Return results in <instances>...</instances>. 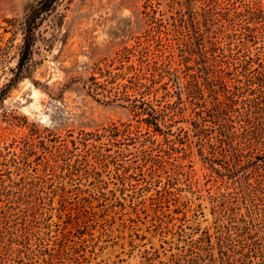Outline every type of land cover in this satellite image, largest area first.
<instances>
[{
  "label": "rangeland",
  "instance_id": "1",
  "mask_svg": "<svg viewBox=\"0 0 264 264\" xmlns=\"http://www.w3.org/2000/svg\"><path fill=\"white\" fill-rule=\"evenodd\" d=\"M39 1L0 0V264H264V206L175 84L201 49L264 68V17L242 46L203 0H56L18 77Z\"/></svg>",
  "mask_w": 264,
  "mask_h": 264
},
{
  "label": "trees",
  "instance_id": "2",
  "mask_svg": "<svg viewBox=\"0 0 264 264\" xmlns=\"http://www.w3.org/2000/svg\"><path fill=\"white\" fill-rule=\"evenodd\" d=\"M55 1L40 0L26 14L22 27L24 43L17 74L30 60L35 44V30ZM222 7L226 10L223 20L232 24L241 45L246 46L254 37L253 34L247 35L246 31L253 33L257 30L256 20L264 17L262 7L259 4L235 6L229 2L222 4L219 0H203L198 10L209 32H217L219 9ZM190 21L195 35H199L200 21L195 23L193 16ZM240 29L242 33H237ZM209 43L212 50L217 48L212 40ZM200 56L201 66L189 72L185 82L176 80V87H179L178 91L190 96L192 103L200 108L198 119L210 122V128L198 126L199 132L206 133L211 147L226 158V168L234 174L237 172L242 175L251 203L260 210L264 206V149H261L264 147V68L251 69L249 60L237 54L221 56L214 53L210 56L207 49H201ZM207 96L212 97L211 103ZM227 150L230 151L228 154Z\"/></svg>",
  "mask_w": 264,
  "mask_h": 264
}]
</instances>
